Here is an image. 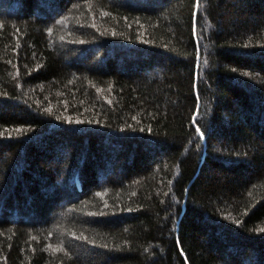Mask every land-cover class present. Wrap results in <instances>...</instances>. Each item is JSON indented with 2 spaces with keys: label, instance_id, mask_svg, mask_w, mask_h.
Returning <instances> with one entry per match:
<instances>
[{
  "label": "trees",
  "instance_id": "1",
  "mask_svg": "<svg viewBox=\"0 0 264 264\" xmlns=\"http://www.w3.org/2000/svg\"><path fill=\"white\" fill-rule=\"evenodd\" d=\"M0 264H264V0H0Z\"/></svg>",
  "mask_w": 264,
  "mask_h": 264
}]
</instances>
